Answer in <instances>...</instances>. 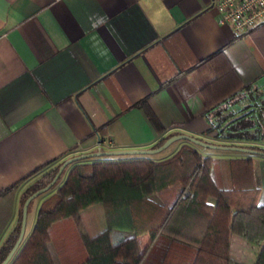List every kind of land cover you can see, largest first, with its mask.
I'll return each instance as SVG.
<instances>
[{"label":"crops","instance_id":"crops-1","mask_svg":"<svg viewBox=\"0 0 264 264\" xmlns=\"http://www.w3.org/2000/svg\"><path fill=\"white\" fill-rule=\"evenodd\" d=\"M208 56L206 66H199ZM211 80L203 92L201 87ZM144 96L163 130H157L144 108L135 104ZM205 99L215 101L207 106ZM260 118L264 119L262 21L237 31L217 20L208 0H0V190L15 182L0 191V242L20 218L24 190L62 158L96 149L150 147L175 130L218 143L247 142L226 134H237L246 119L256 123ZM181 142L164 153L90 158H161ZM198 149L225 163L245 155ZM250 155L264 198L256 158ZM40 164L44 165L30 172ZM66 169L55 184L29 199L17 247L29 233L40 201ZM152 196L167 200L163 193ZM208 199L213 201L212 196ZM102 212L98 202L81 208L76 220L67 221L69 230L58 243L79 249L83 239L108 226L99 220L85 227L83 216ZM108 233L112 243L134 235L128 225L117 223L108 226ZM136 240L139 250H145L142 264H161L166 235L150 245L147 233ZM260 244L264 230L255 220L247 234L232 233L229 255L236 262L253 264ZM48 248L55 264L65 263L55 250L56 242L48 241Z\"/></svg>","mask_w":264,"mask_h":264},{"label":"trees","instance_id":"trees-1","mask_svg":"<svg viewBox=\"0 0 264 264\" xmlns=\"http://www.w3.org/2000/svg\"><path fill=\"white\" fill-rule=\"evenodd\" d=\"M262 22L264 24V20ZM210 57L200 61L199 66H206ZM212 82L202 86L201 90L204 92ZM213 101L205 99V105L209 106ZM135 104L144 108L157 130L164 129L147 96ZM254 123L246 119L238 125L242 130L237 134H226L227 137L238 135L236 137L247 139V142L222 143L264 150V119H258L252 129L246 128ZM211 127L213 125L208 126ZM175 132L178 131L164 134L150 147ZM250 153L253 152L245 151V155L233 156L225 163L216 156L200 152L194 142L186 139L174 152L161 158L85 156L67 162L62 167L67 166L65 175L40 201L29 233L6 264H55L48 241L56 242L55 250L64 258V264H142L145 250H139L136 240L142 233L149 235L148 245L161 234L168 237L161 264H244L232 260L229 255L232 233L247 234L248 226L255 220L264 230L263 188L256 184ZM62 159L24 190L21 204L30 191L51 178ZM61 171L50 186L57 182ZM154 192L163 193L167 200L155 199ZM209 196L213 201H209ZM96 202L100 203L108 219L128 225L134 235L112 243L108 233L110 223L83 239L79 249L74 245L67 248L66 244L64 247L59 244L62 235L69 230L67 221L76 220L81 208ZM19 221L20 218L0 242V261L17 236ZM253 264H264V244H260Z\"/></svg>","mask_w":264,"mask_h":264},{"label":"water","instance_id":"water-1","mask_svg":"<svg viewBox=\"0 0 264 264\" xmlns=\"http://www.w3.org/2000/svg\"><path fill=\"white\" fill-rule=\"evenodd\" d=\"M178 138L188 139L192 142H195V143H198L201 145L210 146V147L238 149V150H243V151H248V152H253V153L264 154V150H261L258 148H253V147L244 146V145L218 143V142L205 140L201 137L195 136V135L187 133V132H175V133L168 135L160 144H158L156 146H152V147L112 148V149H102V150L96 149V150H92V151L80 152V153H76V154H72L70 156H67L61 160V162L58 164L55 172L53 173L51 178L45 184H43V185L35 188L34 190L30 191L24 197L22 204H21V214H20L19 230H18L17 236H16L14 242L12 243L10 249L6 253L5 257L0 261V264H6L7 263V261L10 259L11 255L13 254V252L15 251V249L17 247V244L19 243V241L21 239L22 232H23V226H24L26 206H27L29 199L31 197H33L34 195H36L37 193L48 188L53 183V181L55 180V178L57 177V175L61 171L62 167L67 162H70L72 160L82 158L85 156L97 155L100 153H153V152H157V151L163 149L170 142H172L173 140L178 139Z\"/></svg>","mask_w":264,"mask_h":264},{"label":"built area","instance_id":"built-area-1","mask_svg":"<svg viewBox=\"0 0 264 264\" xmlns=\"http://www.w3.org/2000/svg\"><path fill=\"white\" fill-rule=\"evenodd\" d=\"M219 22L237 31L251 28L264 20V0H208Z\"/></svg>","mask_w":264,"mask_h":264},{"label":"rangeland","instance_id":"rangeland-1","mask_svg":"<svg viewBox=\"0 0 264 264\" xmlns=\"http://www.w3.org/2000/svg\"><path fill=\"white\" fill-rule=\"evenodd\" d=\"M210 139H213V138H210ZM182 140H186V139L178 138V139L173 140L166 147L161 149L160 152H162V153L168 152L169 150H171L174 146H176ZM194 145L197 146L198 148H200L201 150L206 151V152H215L217 154H228V153L232 154V153H244L245 152L243 150H237V149L210 147V146L201 145V144H198V143H195V142H194ZM136 154H139V153H136ZM98 155L109 156V155H113V154L105 153V154H98ZM252 155H255V158H256L254 160L255 161L254 162L255 168H256L257 173H259L262 185H264V155L260 154V153H252ZM91 215L92 214L89 213V214H86V216H83V224H84L85 227L87 226V223L92 222V221L93 222H95V221L98 222L99 220H101V221H103V223L105 225H107L106 224L107 222H108V224L113 223L112 220L108 219L103 212H102V215H100L99 213H95V214H93V216H91ZM145 236H147V235H145ZM54 258H55V261H56L55 255H54ZM56 263H57V261H56Z\"/></svg>","mask_w":264,"mask_h":264}]
</instances>
